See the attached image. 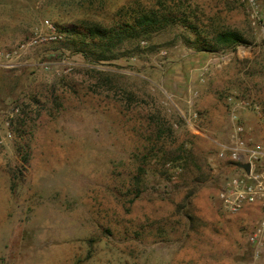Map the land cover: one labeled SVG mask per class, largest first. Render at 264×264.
<instances>
[{
  "label": "rangeland",
  "instance_id": "374dc122",
  "mask_svg": "<svg viewBox=\"0 0 264 264\" xmlns=\"http://www.w3.org/2000/svg\"><path fill=\"white\" fill-rule=\"evenodd\" d=\"M138 5L249 44L200 52L175 24L95 63L60 34ZM44 21L59 41L29 45ZM237 126L264 147V0H0V264H264L256 212L217 198Z\"/></svg>",
  "mask_w": 264,
  "mask_h": 264
},
{
  "label": "trees",
  "instance_id": "16d2710c",
  "mask_svg": "<svg viewBox=\"0 0 264 264\" xmlns=\"http://www.w3.org/2000/svg\"><path fill=\"white\" fill-rule=\"evenodd\" d=\"M172 7V8H171ZM146 8L138 5L132 9L129 20L104 27L99 23H84L83 27H68L60 32L66 34V46L81 53L92 62L99 63L112 59L111 53L128 40H141L162 30L167 25H187L193 34L195 41L193 46L197 51L215 53L227 49H234L238 45H248L245 36L238 30L214 27L211 31L200 35L197 26L188 20L174 7ZM179 10V9H178ZM59 41V40H57ZM181 157H168V163L176 162ZM142 171V169H141ZM139 182V179H137ZM137 194L139 190H137Z\"/></svg>",
  "mask_w": 264,
  "mask_h": 264
},
{
  "label": "built area",
  "instance_id": "2783aa9c",
  "mask_svg": "<svg viewBox=\"0 0 264 264\" xmlns=\"http://www.w3.org/2000/svg\"><path fill=\"white\" fill-rule=\"evenodd\" d=\"M248 2L253 4L254 0ZM43 26L47 31L34 33L29 45L59 40L60 35L48 21H44ZM240 103L244 108L252 106L248 101ZM219 156L231 168V173L221 181L217 189L221 207L231 216L246 210L256 212L257 220L247 234V243L256 261L264 251V147L248 139L243 127L237 126L229 144L219 151ZM243 164H249L248 173L239 167Z\"/></svg>",
  "mask_w": 264,
  "mask_h": 264
},
{
  "label": "water",
  "instance_id": "95a60500",
  "mask_svg": "<svg viewBox=\"0 0 264 264\" xmlns=\"http://www.w3.org/2000/svg\"><path fill=\"white\" fill-rule=\"evenodd\" d=\"M240 168H243L245 171H246V173H248L249 172V164H243V165H240L239 166Z\"/></svg>",
  "mask_w": 264,
  "mask_h": 264
},
{
  "label": "crops",
  "instance_id": "0c3cea01",
  "mask_svg": "<svg viewBox=\"0 0 264 264\" xmlns=\"http://www.w3.org/2000/svg\"><path fill=\"white\" fill-rule=\"evenodd\" d=\"M232 92H234V91H232ZM230 101H231V104L233 103V105H234V104L236 103L237 100H236L235 98L231 97V98H230Z\"/></svg>",
  "mask_w": 264,
  "mask_h": 264
}]
</instances>
